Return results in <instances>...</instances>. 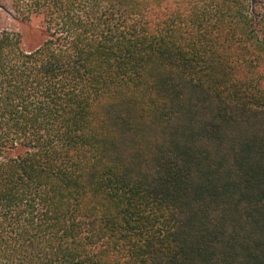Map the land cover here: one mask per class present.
I'll return each instance as SVG.
<instances>
[{"label": "trees", "instance_id": "16d2710c", "mask_svg": "<svg viewBox=\"0 0 264 264\" xmlns=\"http://www.w3.org/2000/svg\"><path fill=\"white\" fill-rule=\"evenodd\" d=\"M15 7L0 264H264V0Z\"/></svg>", "mask_w": 264, "mask_h": 264}, {"label": "rangeland", "instance_id": "374dc122", "mask_svg": "<svg viewBox=\"0 0 264 264\" xmlns=\"http://www.w3.org/2000/svg\"><path fill=\"white\" fill-rule=\"evenodd\" d=\"M25 0H0V31L18 33L26 48L38 46L44 39L40 18L27 19L19 13L15 4L24 5Z\"/></svg>", "mask_w": 264, "mask_h": 264}]
</instances>
